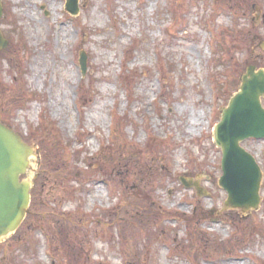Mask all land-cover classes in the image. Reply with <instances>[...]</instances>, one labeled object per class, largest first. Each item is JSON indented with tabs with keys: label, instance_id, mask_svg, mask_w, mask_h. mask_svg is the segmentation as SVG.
Segmentation results:
<instances>
[{
	"label": "rangeland",
	"instance_id": "obj_1",
	"mask_svg": "<svg viewBox=\"0 0 264 264\" xmlns=\"http://www.w3.org/2000/svg\"><path fill=\"white\" fill-rule=\"evenodd\" d=\"M0 1V118L46 157L0 264H264V179L255 210L227 207L212 140L264 67V0ZM242 147L262 168L264 141Z\"/></svg>",
	"mask_w": 264,
	"mask_h": 264
},
{
	"label": "water",
	"instance_id": "obj_2",
	"mask_svg": "<svg viewBox=\"0 0 264 264\" xmlns=\"http://www.w3.org/2000/svg\"><path fill=\"white\" fill-rule=\"evenodd\" d=\"M66 10L77 14V0H67ZM7 44L0 33V51ZM79 64L85 74L84 53L80 55ZM263 94V71L254 73L253 67L248 68L239 92L230 99L214 129V143L222 151L219 186L226 191L227 204L232 208L255 209L259 203L262 174L253 157L240 147V142L249 138L264 139V108L259 100ZM34 155L30 146L0 123V239L13 234L28 214L30 183L19 179L26 174Z\"/></svg>",
	"mask_w": 264,
	"mask_h": 264
},
{
	"label": "trees",
	"instance_id": "obj_3",
	"mask_svg": "<svg viewBox=\"0 0 264 264\" xmlns=\"http://www.w3.org/2000/svg\"><path fill=\"white\" fill-rule=\"evenodd\" d=\"M14 83H17V80H16V79H14ZM0 101H1V108H2L3 105H4V102H3V100H2L1 97H0ZM2 115H4L5 118H0V121H2V122H9V119H8L9 115L6 114V113H3ZM41 123H42L43 125H45V124H44V123H45L44 120H43V122L41 121ZM38 128H39V127L35 128V129L33 130V134L31 135V136H33V137L30 138L28 142H33V143H35V144L39 147L40 152H41V154H42V156H43V158H44L45 151H44V146H43L42 139H41V133H42V130H38ZM51 130H53V129L51 128ZM46 135H47V133H46ZM45 158H46V157H45ZM45 158L43 159V164H42V166H41L42 169H44L43 167L45 166V161H44ZM42 172H43V171L40 170V173L38 174L39 178L42 176ZM39 178H37V179H39ZM41 186H42V187H41ZM43 186H44L43 184L40 185V186L38 185V187H35V188L33 189V191H32V194H31L32 199H31L30 214L28 215V217H32V216H34V207H33V205L36 204V195H37L38 190L40 189V187L43 189V188H44ZM35 215H36V214H35ZM28 217H27V218H28ZM26 220H27V219H26Z\"/></svg>",
	"mask_w": 264,
	"mask_h": 264
},
{
	"label": "flooded vegetation",
	"instance_id": "obj_4",
	"mask_svg": "<svg viewBox=\"0 0 264 264\" xmlns=\"http://www.w3.org/2000/svg\"><path fill=\"white\" fill-rule=\"evenodd\" d=\"M262 103L264 104V97H262Z\"/></svg>",
	"mask_w": 264,
	"mask_h": 264
}]
</instances>
